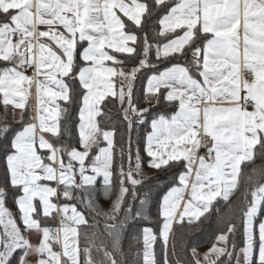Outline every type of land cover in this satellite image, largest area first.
Listing matches in <instances>:
<instances>
[{
    "label": "snow or ice",
    "instance_id": "snow-or-ice-1",
    "mask_svg": "<svg viewBox=\"0 0 264 264\" xmlns=\"http://www.w3.org/2000/svg\"><path fill=\"white\" fill-rule=\"evenodd\" d=\"M166 6L157 35L173 38L154 44L144 31L146 18L151 17L153 8ZM41 25L48 30L39 31ZM240 25L239 0H152L151 5L148 0H0V61L10 65L0 68V93L5 106L0 122V140L5 142L4 182L0 184V264H11L17 250L22 252L18 264H33L31 255L37 257L34 264H62L61 253L52 248L53 242H60L61 232L63 264H81V251L84 264H121L116 253L125 229L151 220L149 194L141 191L148 179L142 171L145 156L151 168H171L183 162L186 170L179 174L180 186L171 187L161 198L158 215L162 225L158 232L143 226L133 237L138 241L142 236L143 264H158L154 247L158 240L162 264H171L173 223L183 224L187 218L192 224L213 212L220 216L217 205L221 201L232 210L231 216L220 217L227 230L215 236L202 259L193 247L190 264H219L225 256V264L233 259L236 264H264V169L253 168L245 177L238 203H228L240 188L242 165L254 161L257 146L264 150V0L243 3V66L253 74L251 80L240 75ZM59 26L63 31L58 30ZM178 30L182 34L178 35ZM202 36L205 38L200 46ZM43 38H49V43L41 42ZM85 42L87 46L80 47ZM153 50L157 62L190 55L194 72L185 66V60V64L171 63L148 76L145 102L151 106L149 97L154 96L159 104L163 97L168 103L178 102V110L170 117H154L141 146L132 133L136 125L146 122L149 109L137 106L134 82L142 70L157 68L150 60ZM118 54H127L133 66L126 70V61L118 59ZM105 62L120 67L105 66ZM33 64L35 75L43 76V80L22 70ZM114 77L119 78L118 89ZM69 81H78L83 90L79 124L83 150L66 143L53 144L44 135L50 133L59 140L61 114H67L68 109L56 102H72L74 89ZM33 84L40 110L39 135L35 123L14 131L7 122V107L24 110ZM108 96L119 101L126 123V139L122 135L125 146L120 148L118 163L114 159L115 129L104 130L96 120L103 114L100 105ZM23 121L22 111L19 122ZM201 132L211 142L206 156L197 155ZM100 137L107 146L100 147ZM94 147L98 151L92 155ZM38 149L48 154L42 156ZM50 182L57 187L50 186ZM189 187V198L184 201ZM9 188L22 193L15 197V203L23 228L6 207ZM98 194L110 201L108 209L97 202ZM37 197L39 204L34 203ZM52 197L76 199L96 216H103L112 250L103 244L96 248L103 254L100 260L93 259L92 247L81 250L77 228L65 220L86 224L84 213L74 204L53 203ZM69 208L71 216L66 215ZM54 211L65 214L62 227L53 230L42 226L41 213L47 218ZM238 227L242 228V247L230 240ZM31 231L40 234L38 244L24 234ZM172 253L176 254L175 245Z\"/></svg>",
    "mask_w": 264,
    "mask_h": 264
},
{
    "label": "trees",
    "instance_id": "trees-1",
    "mask_svg": "<svg viewBox=\"0 0 264 264\" xmlns=\"http://www.w3.org/2000/svg\"><path fill=\"white\" fill-rule=\"evenodd\" d=\"M148 3L151 5L152 0H148ZM167 12V6L161 7L159 9L153 8V13L150 18H146L144 31L148 33L149 40L155 43H164L167 39H171L172 36L169 35L166 38L157 35L159 32V19ZM138 35H143L142 32H138ZM208 37V36H207ZM205 37H201V41H198V44L202 45V41ZM81 45L80 47H83ZM190 53V49L188 50ZM118 59L125 60L126 63L123 67L127 70L133 66L131 58L127 54H118ZM150 60L152 63L157 64L156 69L152 70H142L137 74V79L134 82V98L136 99L137 106L140 108H148L149 114L146 117V122L142 125H136L134 131L132 133L133 140H139L141 142V146L143 144L144 137L149 133L151 129V120L154 117H158L160 114L165 115L166 117H170L177 109L178 102L168 103L164 101L163 97H161L160 103H153L151 106L147 105L145 102V85L148 76L152 74L153 71H161L165 67H169L171 63L179 62L184 63L187 60V64L191 63L190 55L188 57H175L170 59V61H161L157 62L155 59V53L150 56ZM83 64H81L82 66ZM7 65L5 62L0 61V68H3ZM116 67H120V65H116ZM114 82L117 85V89L119 88V78L115 77ZM73 92V100L71 103H67L65 101L60 102L61 108H67V114H61L60 118V126H61V135L59 140L55 139L51 134H49V139L53 144L66 143L69 146H74L76 148H81L79 144V133H78V125H79V111L82 102L83 90L81 89L78 81L70 82ZM165 91L164 89L161 90ZM100 108L102 110V115L96 117V120L99 126L104 130H113L115 129L114 135V159L118 163L119 162V151L120 148L125 146L124 139H126V123L123 120L121 106L119 101L112 96H108L101 103ZM27 112H28V104L23 113L24 121H27ZM5 116V106L2 103V97L0 93V122H3ZM7 122L11 125L14 131L18 130L20 122H17L13 118V109L12 106L9 105L7 107ZM13 133L10 132L9 136ZM122 135L124 139H122ZM97 148L94 147L92 155H95L97 152ZM4 155H5V142L0 140V184L4 182ZM147 156L144 157L145 163L143 166V177H147L145 179L144 186L141 189L142 192H146L149 194V208H150V221H144L139 225H136L132 228L125 229V233L120 241V251L116 253V258L121 262V264H143V243L142 236L137 241L134 240L133 237L138 235V229L143 226L152 227L155 231L158 232L159 228L162 225V218L158 215V207L161 202V198L165 192H167L171 187L175 186L178 183L179 174L185 170L184 163L173 165L171 168L164 169H155L151 168L147 164ZM65 162H67V157L65 156ZM256 168L257 170L264 169V150H260L259 146H257V151L255 154V159L251 163H245L242 165L243 175L240 178V188L239 190L231 197L228 203L237 202L238 198L241 196V193L245 187V177L250 173V171ZM141 178V177H138ZM49 183V182H46ZM51 185H55V182H50ZM21 193L13 190L11 188L8 189V196L6 198V206L11 210L13 216L20 224V211L17 208V204L15 203V197ZM75 195H83V193H74ZM54 201L56 202L55 197ZM250 198V197H249ZM219 199V198H218ZM97 202L106 210L110 206V201L103 198L102 195L96 196ZM69 201L74 204L79 211H82L85 215V219L87 220L86 224L78 225V247L82 250L85 247H92V257L94 260H100L103 257L102 252H97L96 248H99L102 244L108 248V250H112L111 248V238L105 232L104 224L105 219L103 216H96L95 213L90 212L84 207V204L81 201L76 199L65 200L63 198L60 199V202ZM38 204V202L36 203ZM217 207L220 209V216L217 215L216 212H213L208 218L202 217L200 221L194 222L192 224L187 223V220L183 224L174 223L172 229V235L169 242V260L171 264H177V261H180L181 264H190L192 260L191 249L194 247L197 251H207L211 244L214 241L215 236L221 232L227 230L226 222H221L220 217H229L232 215V210L228 208L227 203L221 201ZM98 222V223H97ZM237 225H239L240 221L238 219L235 220ZM41 224L42 226L50 227L53 230H56V213L55 211L52 213L51 217L43 218L41 213ZM230 240H235L238 246H243V237H242V228L238 227V230L234 236L230 235ZM175 245L176 254L172 253V247ZM155 247L156 259L158 264H162V250L161 243L158 240ZM139 253V254H138ZM20 254H22L21 250H17L13 257L11 258V264H18V259ZM227 257H222L219 264H225L227 261ZM85 257L83 252L81 251V264H84ZM231 264H235V259L232 260Z\"/></svg>",
    "mask_w": 264,
    "mask_h": 264
},
{
    "label": "crops",
    "instance_id": "crops-1",
    "mask_svg": "<svg viewBox=\"0 0 264 264\" xmlns=\"http://www.w3.org/2000/svg\"><path fill=\"white\" fill-rule=\"evenodd\" d=\"M126 2H129V0H126ZM172 2L174 3L175 2V0H172ZM239 2H240V6H241V25H240V27H239V29H238V32H239V36H240V52H241V67H240V75H241V73H242V71L243 70H247V69H245L244 68V66H243V48H244V29H243V3H244V0H239ZM256 2L258 3L259 2V0H256ZM170 6V5H169ZM33 11H35V9L33 8ZM118 15H121V18L122 19H125V22H126V24L128 23L127 22V19L125 18V17H123V15L122 14H120V13H118ZM160 28H161V25L159 24V31H160ZM38 30L39 31H47L48 30V28H47V26L46 25H41V26H39L38 27ZM58 30H60V31H63V28H62V26H59V28H58ZM177 34L179 35V34H182V32H179V30H178V32H177ZM173 38V37H172ZM207 38H211V34H208V37ZM41 42H44V43H49V38H43L42 39V41ZM166 42V41H165ZM33 43L35 44L36 43V41H35V39L33 40ZM85 46H87L86 45V42L84 43V46L83 47H85ZM200 46H202V45H200ZM106 50H108L109 52H110V54H114V52H113V50H111V49H106ZM34 51H37V53H38V50L37 49H34ZM181 64H184V63H181ZM32 66H34V68H35V65L33 64ZM83 66V65H82ZM105 66H110V67H116V65H114L112 62H105ZM185 66H187V67H189L190 68V70H192L193 72H194V68H193V65L192 64H185ZM29 67H31V66H27V67H25L24 69H22L24 72H25V74L26 75H28L27 73H26V70L29 68ZM36 70V69H35ZM28 76H30V75H28ZM30 77H32V76H30ZM34 79H41V80H43L44 79V77L43 76H34L33 77ZM115 78V77H114ZM114 78H113V80H114ZM241 78H242V76H241ZM252 79V78H251ZM251 79H248V80H251ZM146 86H147V81H146V85H145V89H146ZM25 87H27V85H25ZM52 87H54V86H52ZM29 91H30V95H29V97H28V99H27V101H26V106H27V104H28V112H27V121H25L22 125H20V127L18 128V130H21L22 129V127L24 126V124H28V123H35L36 125H37V134L39 135L40 134V131H39V120H38V114H40V110H39V103H38V97H37V92H36V87H35V84H33L32 85V87L29 89ZM1 97H2V100H3V94L1 93ZM149 99H151L152 101H153V103H155V97L154 96H150L149 97ZM62 100H57V102L56 103H58L59 105H60V102H61ZM152 103V104H153ZM219 103V102H218ZM12 106V105H11ZM150 106V105H149ZM49 107H55V105H49ZM81 107H83V103L81 102ZM81 107H80V109H81ZM203 107V105H201V108ZM26 108V107H25ZM12 109H13V113H15V118H14V120L15 121H17V122H19V120H20V115H21V112L23 111V113H24V111H25V109L24 110H21V109H15L13 106H12ZM178 110V107H177V109H176V111ZM80 111H79V124H80ZM203 122V117H202V114H201V123ZM48 123L50 124L51 123V121H48ZM18 130H16V131H18ZM150 131H151V129H150ZM149 131V132H150ZM78 133H79V125H78ZM202 133V132H201ZM200 133V134H201ZM49 134L50 133H45L44 135H45V139H47V140H49V142H51L52 143V141L49 139ZM199 137H200V135H199ZM99 142H100V147H105V146H107L106 145V142L105 141H103V139H102V137H100L99 138ZM79 150H83L82 148H79ZM38 151L40 152V154L42 155V156H44V155H47L48 153L45 151V150H40V149H38ZM98 151V150H97ZM197 155H198V153H197ZM199 156V155H198ZM194 169H195V166H194ZM186 170V169H185ZM184 170V171H185ZM183 172V171H182ZM89 174H91L90 172H89ZM193 175H194V171H193ZM179 177V176H178ZM40 183H46L45 181H40ZM191 184V180L189 181V185ZM50 186H53V185H51L50 184ZM57 185L55 184L53 187H56ZM175 186H177V187H179L180 186V184H179V179H178V183L175 185ZM62 189V188H61ZM166 193V192H165ZM164 193V194H165ZM22 194V193H21ZM189 194H190V187H189V189L188 190H186L185 191V193H184V201H186L188 198H189ZM51 200H52V202L53 203H56V204H58L59 205V203H60V201L57 203V202H55L54 201V198L52 197V198H50ZM184 201H182L181 202V209L180 210H182V205H183V203H184ZM38 202V204H39V198L37 197V198H35V200H34V203H37ZM17 208H18V206H17ZM179 211V210H178ZM68 212H71V208H69V211ZM55 213H56V222H57V224H56V229H60L61 227H62V224H61V221H62V218H63V216H64V214H62L61 212H59V211H55ZM185 220H187V218H185ZM65 223H67L70 227H76L77 228V231H78V225H75V224H73L72 222H70V221H68L67 222V220H65ZM175 223V222H174ZM174 223H173V225H174ZM26 236L30 239V241L33 243V244H38L39 242H40V234H38L37 232H35V231H31V232H26ZM60 236H61V240H60V242L59 243H55V242H53V245H54V247H56L57 249H58V252H60L61 253V262H62V264H63V261H64V257H63V255H62V251H63V248H62V243H63V233L61 232L60 233ZM170 239H171V236H170ZM170 239H169V242H170ZM70 240H71V237H70ZM20 255H22V254H20ZM37 259V257L35 256V255H31L30 257H29V260L30 261H32L33 262V264H34V262H35V260Z\"/></svg>",
    "mask_w": 264,
    "mask_h": 264
},
{
    "label": "built area",
    "instance_id": "built-area-1",
    "mask_svg": "<svg viewBox=\"0 0 264 264\" xmlns=\"http://www.w3.org/2000/svg\"><path fill=\"white\" fill-rule=\"evenodd\" d=\"M35 68L34 66H31L29 67L27 70H26V73L32 77L35 76ZM241 76H242V79L243 78H247V79H251L253 78V74L251 73L250 70H243L242 73H241ZM249 110H251V107L249 106ZM199 139L201 140V147L198 151V155L201 156H206L207 154V148L211 146V142H210V139L206 136L203 135V133L200 134V137ZM57 187V186H56ZM58 191H62L61 188H58ZM62 197H55L56 199V202L58 203L60 201Z\"/></svg>",
    "mask_w": 264,
    "mask_h": 264
},
{
    "label": "rangeland",
    "instance_id": "rangeland-1",
    "mask_svg": "<svg viewBox=\"0 0 264 264\" xmlns=\"http://www.w3.org/2000/svg\"><path fill=\"white\" fill-rule=\"evenodd\" d=\"M147 105H149V104H147ZM47 162V161H46ZM64 203H68L69 205H73L72 203H70L69 201H64V202H60L59 203V205H61V204H64ZM7 207V206H6ZM8 208V207H7ZM9 209V208H8ZM10 210V209H9ZM11 211V210H10ZM65 215V214H64ZM67 216H71L72 215V212H68L67 214H66ZM20 216H21V214H20ZM14 217V216H13ZM15 218V217H14ZM16 220V219H15ZM16 222H17V220H16ZM68 222V221H67ZM71 222V221H70ZM17 224L18 225H20L21 226V228H23V225H22V222L19 224L18 222H17ZM0 231H3V225H0ZM25 235H26V233H24ZM222 246V245H221ZM52 248H53V251H56V252H58V249L56 248V247H54V245H53V243H52ZM198 253H200L201 254V259L203 258L202 257V254L203 253H205L206 251H197ZM235 264H236V262H235Z\"/></svg>",
    "mask_w": 264,
    "mask_h": 264
}]
</instances>
